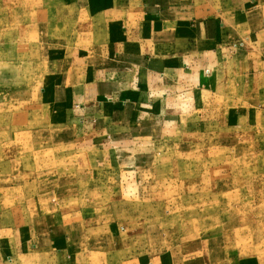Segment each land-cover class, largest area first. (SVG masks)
Segmentation results:
<instances>
[{"label": "crops", "instance_id": "0c3cea01", "mask_svg": "<svg viewBox=\"0 0 264 264\" xmlns=\"http://www.w3.org/2000/svg\"><path fill=\"white\" fill-rule=\"evenodd\" d=\"M71 1L85 17L79 29L36 18L19 42L42 53L36 108L51 149L83 162L77 172L142 187L136 179L151 169L185 177V157L243 158L264 137V0ZM3 170L0 264H264V208H237L193 233L183 217L181 233L160 238L177 242L141 252L142 223L110 218L115 206L97 204L95 188L39 164ZM213 174L223 183L221 166ZM144 191L141 207H171ZM218 191L238 206L232 186ZM163 213L151 211V224H172Z\"/></svg>", "mask_w": 264, "mask_h": 264}, {"label": "rangeland", "instance_id": "374dc122", "mask_svg": "<svg viewBox=\"0 0 264 264\" xmlns=\"http://www.w3.org/2000/svg\"><path fill=\"white\" fill-rule=\"evenodd\" d=\"M72 3L71 0H0V170L9 172L8 167L17 168L20 164L33 170L39 164L49 171V175L57 170L62 174V179L73 178L77 186L95 188L93 198L97 204L115 206L110 207V218L125 221L130 228L142 223L136 225L140 229V232L134 233L138 237L137 241L132 240L137 245L136 251L141 252L149 251V244L156 243L154 246L159 248L177 242L179 239L160 238L167 237L166 231L181 233L183 217L185 233H193L200 228L212 229L216 221L228 217L230 213L236 214L237 208V212H245L246 208L262 211L264 137L261 136L252 141L243 158H237L235 153L226 150L217 155L211 150L206 159L185 157V177L176 172L171 174L172 170H165L163 165L137 177L136 180L141 181L142 187L133 177H122L119 180V176L115 174L96 177L82 173L85 170L80 159L75 156L67 159L60 157L58 152L51 149L54 145L49 141L53 130L45 126L43 115L36 108L42 53L34 42L29 50L20 44V29L29 20L36 18L56 21L59 27L62 23L67 26L69 33L71 29H79L85 17L82 13L77 18V11L72 10ZM77 22L79 23L76 24ZM75 32L76 30L73 31L74 34ZM43 141L47 143H42ZM217 166H221L223 183L217 184V179L221 177L213 174V169ZM76 169L82 171L77 172ZM67 174L72 176L66 178ZM15 181L17 180L9 179V182ZM182 186L185 187L184 197ZM231 186L234 189L231 193L232 201H238V206L234 208L229 207L230 193L218 191ZM140 189L145 190L142 198L146 201L151 199L167 204L165 200L169 199L168 205L171 207L156 209V206L144 207L145 204L141 207L135 202L140 200ZM133 206L138 208H131ZM153 210L158 213L163 211V216L168 215L172 224L167 227L155 226L156 223L152 225L153 220L149 216ZM157 237L158 241L155 239ZM248 242L251 241L246 239L245 243Z\"/></svg>", "mask_w": 264, "mask_h": 264}]
</instances>
